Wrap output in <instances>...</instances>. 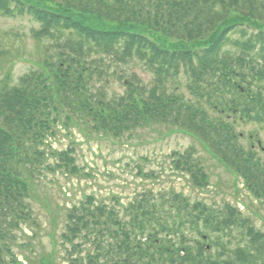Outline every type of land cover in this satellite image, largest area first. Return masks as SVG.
<instances>
[{"label": "trees", "instance_id": "1", "mask_svg": "<svg viewBox=\"0 0 264 264\" xmlns=\"http://www.w3.org/2000/svg\"><path fill=\"white\" fill-rule=\"evenodd\" d=\"M36 1L43 6L0 0L1 17L38 25L32 34L43 47L35 67L15 79L13 60L24 57L13 42L18 33L0 37V264H24L18 233L39 227L31 201L49 173L91 176L74 145L54 148L61 127L114 141L162 124L206 143L264 203V156L240 154L237 135L228 130L225 139L217 124L226 115L264 124V0ZM134 62L152 74L150 85H133L132 75L120 95L97 86L106 66ZM244 67L245 81L235 75ZM256 68L259 92L249 77ZM214 76L211 93L204 81ZM195 154L174 151L171 163L204 189L211 176ZM61 239L69 264H264V232L237 205L191 202L175 190L145 191L122 208L85 195L67 209ZM24 256L27 264H55L50 255Z\"/></svg>", "mask_w": 264, "mask_h": 264}, {"label": "rangeland", "instance_id": "2", "mask_svg": "<svg viewBox=\"0 0 264 264\" xmlns=\"http://www.w3.org/2000/svg\"><path fill=\"white\" fill-rule=\"evenodd\" d=\"M28 3L43 6L36 0H24ZM47 8L51 4L44 5ZM93 26L103 25L95 18H87ZM38 25L29 17L7 18L0 16V37L6 33H18L13 38L17 46H21L24 57L15 58L12 64L14 78L17 79L35 67L42 54L43 47L33 37V29ZM255 31V30H254ZM107 75L98 80L97 86L106 85L109 94L120 95L127 89L128 77L135 75V82L145 85L152 83L150 74L137 62L129 65L105 67ZM2 75V72H0ZM123 75L121 81L118 76ZM107 80V84H106ZM185 99L194 102L192 94L184 87L181 92ZM170 127L155 125L145 130H138L131 137L121 140L104 139L95 133L84 134L78 128L69 133L59 129L54 141V148L63 149L69 145L76 148L77 163L85 169L90 177H70L58 172L49 173L45 183L39 185L36 199L32 200L34 215L39 227L25 226V234L19 232L20 242L25 246L15 248L19 261L27 264L25 254L36 261L45 260L48 255L54 258L55 264H69L65 260L66 251L62 243L61 233L64 230L65 214L68 208L83 200L85 195L96 197L119 208L126 206L134 198L148 190L155 193L175 190L183 193L191 202L204 201L210 206L223 207L226 203L237 205L241 211L251 218L258 229L264 232V203L255 201L241 179H238L228 168L208 153V149L192 136L178 131H170ZM241 133L257 132L264 142V128L256 124L238 125ZM189 147L196 149V156L204 164L211 176L209 187H196L188 174H180L175 168L170 155L174 151L183 152ZM142 170L145 175L140 174ZM119 202V203H118ZM31 243V246H26ZM7 258V257H6ZM49 264L48 259L45 261Z\"/></svg>", "mask_w": 264, "mask_h": 264}, {"label": "flooded vegetation", "instance_id": "3", "mask_svg": "<svg viewBox=\"0 0 264 264\" xmlns=\"http://www.w3.org/2000/svg\"><path fill=\"white\" fill-rule=\"evenodd\" d=\"M245 71H244V69L242 68V69H240L239 68V71L238 72H236V77L237 76H239V78L240 79H243V77H244V75H245ZM234 80V79H233ZM216 81H217V76H214L213 78H211L210 79V83L209 84H206V86L207 87H210V92L212 93V92H214V90H215V86H216ZM202 83V82H201ZM206 83V82H205ZM235 87H236V85H238L237 84V82L235 81ZM256 91V90H255ZM257 91L259 92L260 90H259V87H258V89H257ZM210 98H211V96H209ZM212 99V98H211ZM227 118H228V120L226 121V128H228V129H230V128H233L234 129V126H237L238 125V123L236 122V121H232L231 122V120L233 119V117H231V116H229V115H227L226 116ZM241 119H244V118H241ZM252 134H250L247 138H246V142L248 143L249 142V140H250V144H251V146H252V148L253 149H260V152H261V154H264V144H262V141H260V140H257L256 141V143H255V137L252 135ZM243 136V134H241V137ZM210 153H213V151H211Z\"/></svg>", "mask_w": 264, "mask_h": 264}]
</instances>
